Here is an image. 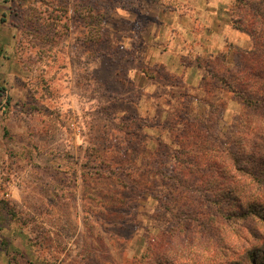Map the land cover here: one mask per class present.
<instances>
[{
    "label": "rangeland",
    "instance_id": "374dc122",
    "mask_svg": "<svg viewBox=\"0 0 264 264\" xmlns=\"http://www.w3.org/2000/svg\"><path fill=\"white\" fill-rule=\"evenodd\" d=\"M234 1L0 0V264H166L177 136L200 120L224 145L242 111L198 87L250 46Z\"/></svg>",
    "mask_w": 264,
    "mask_h": 264
},
{
    "label": "trees",
    "instance_id": "16d2710c",
    "mask_svg": "<svg viewBox=\"0 0 264 264\" xmlns=\"http://www.w3.org/2000/svg\"><path fill=\"white\" fill-rule=\"evenodd\" d=\"M230 18L250 46L235 50L236 68L228 66L225 55L210 61L205 67L210 78L203 76L198 87L206 93L224 90L242 111L224 145L200 120L188 123L177 136L179 152L172 166L178 187L173 191L175 224L148 246H170L183 238L166 264H201V258L205 264H264V159L258 166L247 156L258 140L263 141L264 155V0H235ZM212 118L210 111L207 122L219 124ZM188 230L206 238L204 254L191 243L186 246Z\"/></svg>",
    "mask_w": 264,
    "mask_h": 264
}]
</instances>
